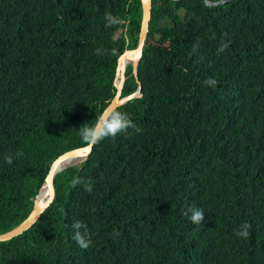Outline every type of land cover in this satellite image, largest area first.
Masks as SVG:
<instances>
[{"label":"trees","instance_id":"trees-1","mask_svg":"<svg viewBox=\"0 0 264 264\" xmlns=\"http://www.w3.org/2000/svg\"><path fill=\"white\" fill-rule=\"evenodd\" d=\"M142 15L141 0H0V234L30 215L53 162L88 146L78 131L114 99ZM126 74L123 97L138 89ZM139 80L117 110L140 131L58 174L0 264H264V0H153Z\"/></svg>","mask_w":264,"mask_h":264},{"label":"water","instance_id":"water-1","mask_svg":"<svg viewBox=\"0 0 264 264\" xmlns=\"http://www.w3.org/2000/svg\"><path fill=\"white\" fill-rule=\"evenodd\" d=\"M230 0H221V1H210L205 0V4L209 7L219 6L229 2ZM142 4V23L141 30L139 33L138 45L134 50L125 51L118 59V66L116 72V78L114 86L117 90L116 95L112 102L108 105L109 110H117L119 107L127 104L135 98H140L142 94V83L139 80V65L143 57L144 47L146 45V40L150 32V22L152 17V6L153 0H141ZM131 66L133 69V75L137 79L138 89L133 94H130L126 97H123V90L126 83L127 77V68ZM95 146V145H94ZM94 146H86L83 148H78L66 152L57 158L51 165L49 174L41 187L38 195L34 200V206L30 215L17 227L13 228L9 232L0 234V243L13 240L16 237L23 235L31 227H33L41 216L46 212L50 207L55 198V188L54 180L55 177L67 170L68 168L75 167L79 164L85 163L90 159V156L93 152ZM77 164V165H74ZM48 192L50 195L45 196V192Z\"/></svg>","mask_w":264,"mask_h":264},{"label":"clouds","instance_id":"clouds-1","mask_svg":"<svg viewBox=\"0 0 264 264\" xmlns=\"http://www.w3.org/2000/svg\"><path fill=\"white\" fill-rule=\"evenodd\" d=\"M226 47L227 44L222 45L221 48L218 49V52H223ZM205 84L208 86H215L217 81L213 78H209L205 81ZM129 129H135L137 132L140 131L127 112L109 110L108 107H104L95 118V123L84 124L83 127H80L78 133L86 145L94 146L106 138H115L121 133H126ZM17 155L20 154L18 153ZM13 159L14 158L10 155H5L4 157L5 163L9 165L13 163ZM78 184H84L86 191H92V184L90 181L85 182L80 178H76L72 181L71 186L76 187ZM184 215L189 216L191 222L197 225L202 224L205 219L204 211L200 208H189L184 212ZM72 228L74 229L75 242L82 249H88L92 246L93 241L86 225L77 221L72 225ZM82 229L83 231H81ZM237 235L246 237L248 233L244 230L238 232Z\"/></svg>","mask_w":264,"mask_h":264},{"label":"bare ground","instance_id":"bare-ground-1","mask_svg":"<svg viewBox=\"0 0 264 264\" xmlns=\"http://www.w3.org/2000/svg\"><path fill=\"white\" fill-rule=\"evenodd\" d=\"M74 165H77V164H74ZM50 194L46 191L45 192V196L48 197Z\"/></svg>","mask_w":264,"mask_h":264}]
</instances>
